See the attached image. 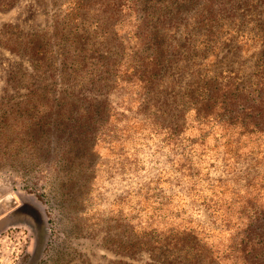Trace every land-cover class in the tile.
I'll return each instance as SVG.
<instances>
[{"label": "trees", "instance_id": "trees-1", "mask_svg": "<svg viewBox=\"0 0 264 264\" xmlns=\"http://www.w3.org/2000/svg\"><path fill=\"white\" fill-rule=\"evenodd\" d=\"M253 1L66 0L50 33L19 34L16 26L4 25L0 30L3 46L27 53L34 68L50 69L70 90L61 95L33 90L25 101L3 114L0 132L13 120L15 137L29 142L37 153L52 146L46 133L61 137L69 131L93 144L132 128L130 119L124 118L132 106L120 111L98 93L122 89L137 95L132 104L144 115L135 118L138 131L151 128L162 136L175 153L177 170L192 182L188 194L200 197L197 200L208 209L212 223L194 227L180 213L172 217L173 208L168 205L164 215L171 221L149 248L152 261L144 264H175L178 260L187 264H264V50L255 72L231 71L226 83L207 71L197 73L186 90L173 98L177 107L182 105L178 108V116H183L180 125L165 123L168 102L162 99L169 69L177 58L172 45L178 43L180 25L194 28L207 21V40L201 44L212 50L219 42L213 36L218 31L211 30V16L223 17L228 4L245 15ZM14 2L0 0V11ZM183 11L188 22H181ZM193 46H186L187 51ZM72 121L73 126L64 125ZM188 126L190 134L183 138ZM7 140H2L5 148L10 146ZM84 142L82 147L92 145ZM16 144L18 140L11 145ZM207 154L215 156L212 164L219 160L231 181L213 179L197 190L199 180L208 179L204 178L208 172L200 168ZM194 157L200 159L196 164ZM243 162L245 167L239 168Z\"/></svg>", "mask_w": 264, "mask_h": 264}, {"label": "rangeland", "instance_id": "rangeland-1", "mask_svg": "<svg viewBox=\"0 0 264 264\" xmlns=\"http://www.w3.org/2000/svg\"><path fill=\"white\" fill-rule=\"evenodd\" d=\"M65 1L15 0L0 11V30L11 25L19 34L50 33L61 18ZM226 7L220 19L210 15V28L218 31L213 36L219 42L212 50L201 44L207 40V21L194 28L185 24L178 28V43L172 45L177 58L162 96L168 102L165 123L172 127L183 123V116H178L182 105L177 107L173 98L186 90L197 73L207 71L226 83L231 71L250 74L262 61L264 0H254L245 15L231 4ZM184 13H180L181 22H188ZM200 15L197 12V17ZM189 44L194 45L191 51L186 49ZM69 86L50 69L34 68L27 53H17L0 43V120L33 90L61 95ZM98 97H108L120 111L130 106L135 109L124 116L132 122L129 132H117L111 139L100 138L93 144L69 131L61 137L46 133L52 146L37 153L29 142L15 137L13 120L5 123L6 130L0 132V264H144L152 261L149 248L171 221L164 215L168 205L173 208L172 217L180 213L197 228L199 224L212 225L201 199L188 194L192 182L177 170L174 151L151 128L138 131L135 118L143 119L144 115L132 104L137 95L120 89L99 92ZM188 129L190 126L183 138L190 134ZM6 138L10 146L5 148L2 140ZM15 140L19 144L11 145ZM86 140L92 145L82 147ZM214 159L209 154L203 159L200 168L208 172L204 177L208 179L199 180L197 190L213 179L230 183V175L219 160L212 164ZM199 161L194 157L195 164ZM244 167V162L239 164V168ZM28 202L26 209L36 220L22 215V204ZM31 222L38 228V239ZM175 264L187 263L178 260Z\"/></svg>", "mask_w": 264, "mask_h": 264}, {"label": "flooded vegetation", "instance_id": "flooded-vegetation-1", "mask_svg": "<svg viewBox=\"0 0 264 264\" xmlns=\"http://www.w3.org/2000/svg\"><path fill=\"white\" fill-rule=\"evenodd\" d=\"M30 205H32V204H30ZM33 205H34V204H33ZM33 205H32V207H36V209H37L38 211L41 210V209L39 208V206H36V205L33 206ZM27 206H29V202H28V203H23V204H22V207H21V209H20L21 211H23V212H22V215H23V214H24V215H27V214H28L27 217L29 216V218H30L29 221H32L31 219L36 220V217H34V215L28 213L29 210L26 209ZM34 210H35V209H34ZM37 210H35L36 213H37ZM18 214H19V213H18ZM31 223H32V222H31ZM31 226L33 227L32 229H33L34 231L36 230V231H35V235H36V237H37V239H38V233H36L37 230H38V228L35 227L34 223H32Z\"/></svg>", "mask_w": 264, "mask_h": 264}]
</instances>
